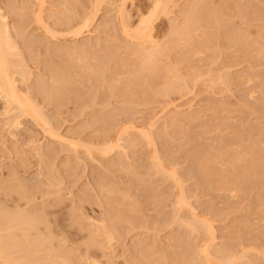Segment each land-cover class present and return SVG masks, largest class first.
Listing matches in <instances>:
<instances>
[{
  "label": "rangeland",
  "instance_id": "obj_1",
  "mask_svg": "<svg viewBox=\"0 0 264 264\" xmlns=\"http://www.w3.org/2000/svg\"><path fill=\"white\" fill-rule=\"evenodd\" d=\"M0 14L45 118L0 91V209L38 218L46 258L264 264V0H0Z\"/></svg>",
  "mask_w": 264,
  "mask_h": 264
},
{
  "label": "bare ground",
  "instance_id": "obj_2",
  "mask_svg": "<svg viewBox=\"0 0 264 264\" xmlns=\"http://www.w3.org/2000/svg\"><path fill=\"white\" fill-rule=\"evenodd\" d=\"M158 4H160L159 1L157 2V5ZM4 18L5 17L0 16V91L2 92L3 96L6 98V100L8 102L15 104V108L17 106V108L23 110L24 112L29 113V114L30 113L33 114L38 119H42L40 121L43 123V121L45 122V118H42L43 116H41V118H39V112L40 111H38V109L36 108V106L34 104H33L34 107L31 105L32 102L29 103L28 98L26 99V97L22 96V92L19 90L18 86L16 85L15 78L13 76L14 74L12 73L13 71H11L12 70V67H11L12 63H11L10 58H9V48L5 45L7 40H4V38L6 39L8 36L5 34H8V31H9V30L7 31V29H8V28H6L7 26L5 27V25L3 24L5 22ZM143 22H144L143 23L144 28H142L141 32H143V30H144V32L142 34L150 37V35H151L150 34L151 33V31H150L151 30V27H150L151 24L148 21V19L146 21L144 19ZM5 31H6V33H5ZM141 32L138 33L139 37H141ZM3 34L5 37L3 36ZM61 86H63V85H61ZM61 86H59V88ZM57 89L58 88H56V90ZM62 89L60 88L58 90H62ZM26 100H28V101H26ZM38 119H35V120L37 121ZM43 125L48 126L46 124H43ZM52 132H53V130H52ZM47 133L49 134V132H47ZM53 133L51 136H53V135L56 136V133H54V134ZM181 201H182V198H181ZM181 201H180V199L178 200L179 203H181ZM183 202H182V204H184ZM18 206H19V204H18ZM3 209H4V207H3ZM2 210L0 211V264H72L71 262L73 259L70 260L71 258L68 256L70 254L68 252L65 254V251H63L64 253L62 251H59V254H60V252L63 253L60 256V258L62 257L64 260H62V258L60 259L58 254L55 255L56 257L58 256L57 258L61 261H58L57 258L51 259L52 258L51 256H50L51 258L48 256L51 260L45 257V256H47V255H44V253H43L45 251L48 252L49 255H51L50 252L47 251V248L44 246L45 240H43V236H45V235H43L42 237H39L38 235L35 236V234L33 235V233L29 232V228H30V231H34V230H36V228H37V230L40 229V226L37 227L38 224L37 225L35 224V222L38 219L37 217H36L37 219L33 218L35 216L32 215L33 217L31 218V215H30L31 213H27L28 211H26L25 209H24L25 210L24 212H23V209L22 210L20 209V212L18 209L17 212H19V213H17V214H15V212H14V214H10L8 212H7L8 214H6L5 212L7 211V209L5 212H3ZM9 214H10V216H8ZM40 221H42V220H40ZM36 223H38V222H36ZM40 224H41V222H40ZM24 227H26V228H24ZM33 228H34V230H31ZM11 229H12V231L10 232ZM17 229H18L19 233L23 232L26 229L25 231H27V233H25V231H24V235L21 233V236L23 235L22 237H24L26 235V238L25 237L23 238L25 240V242H23L24 240L21 239L22 237L18 236L20 234L16 233ZM19 229L20 230L22 229V231H20ZM5 230L8 231L9 233L8 232L5 233L6 232ZM28 232H29V235H27ZM5 234H8L9 236L11 235L12 240H14L13 237L17 236L18 238L16 237L17 239H15L13 242L12 240L10 241V238L7 235L6 237L11 242V243H9L8 239L7 240L5 239L6 238ZM31 235H33L35 237L33 238V236H31ZM39 235L41 236V234H39ZM20 239H21V242H20ZM207 248H208V246H207ZM207 248H205V249H207ZM208 250H209V248L207 250H205V252L206 251L208 252ZM55 253H57V252H55ZM47 259L49 260L48 263H47V261H48ZM42 261H44V262H42ZM51 261H52V263H50Z\"/></svg>",
  "mask_w": 264,
  "mask_h": 264
}]
</instances>
